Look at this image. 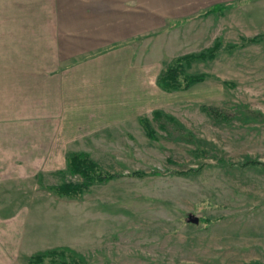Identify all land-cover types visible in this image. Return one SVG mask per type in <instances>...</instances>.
<instances>
[{"label":"rangeland","instance_id":"rangeland-1","mask_svg":"<svg viewBox=\"0 0 264 264\" xmlns=\"http://www.w3.org/2000/svg\"><path fill=\"white\" fill-rule=\"evenodd\" d=\"M233 2L221 14L168 19L132 41V83H67L61 103L57 67L66 61L57 62L45 38L44 9L0 0V264H28L57 246L86 264H264V169L240 166L264 162V39L224 48L264 33V0ZM216 39L214 58L185 69L205 73L204 81L186 90L157 85L174 57ZM154 110L174 121L163 118L160 128ZM80 151L124 175L78 197L57 195L50 186L82 180L66 168V156ZM152 169L197 171L127 176Z\"/></svg>","mask_w":264,"mask_h":264},{"label":"crops","instance_id":"crops-1","mask_svg":"<svg viewBox=\"0 0 264 264\" xmlns=\"http://www.w3.org/2000/svg\"><path fill=\"white\" fill-rule=\"evenodd\" d=\"M24 1L21 7L44 9L45 38L51 41L57 62L66 61L57 67L63 69L61 90L57 83L53 84L60 90L56 91V101L63 103V92L71 83H76L72 87H79L77 83H113L114 88L120 83H132L135 49L130 43L162 28L168 19L175 20V24L212 5L236 0ZM136 78L140 83L139 71Z\"/></svg>","mask_w":264,"mask_h":264},{"label":"trees","instance_id":"trees-1","mask_svg":"<svg viewBox=\"0 0 264 264\" xmlns=\"http://www.w3.org/2000/svg\"><path fill=\"white\" fill-rule=\"evenodd\" d=\"M233 5H235V2L212 5L199 14L203 16H207L211 13L221 14L225 9L230 8ZM184 20L186 21V19ZM262 39H264V33L256 34L251 37H242L240 39V43H228L224 45V48L230 51L239 46H245L250 43L260 42L262 41ZM221 47V41L219 39H216L212 46L205 48L199 52H191L174 57L163 67V69L159 73L156 79L157 85L165 91L186 90L193 84L204 81L207 76L205 73L188 74L185 72V69L197 60L204 61L214 58ZM202 109L205 110V112L214 119L221 121L229 120L228 113L225 110L213 106H203ZM153 117L159 121L160 128L164 129L165 124L162 122L163 118L174 121V117L164 114L160 110H154ZM140 121L146 131V134L150 138H155V130L151 127L149 120L147 118H140ZM196 150V152L202 153L201 150ZM240 166H253L264 169V162L248 159L240 164ZM66 168L69 173L78 174L82 178V180L80 182L64 181L60 184L52 185L49 188L53 190L57 195L71 198L80 196L93 184L105 183L109 180L124 175L123 173L109 172L101 169L99 165L93 159H91L86 152L83 151L70 152L66 156ZM196 171L197 169H189L187 171H161L159 169H152L148 172L143 170H135L128 172L127 176L144 177L149 175H164L169 173L175 175H188L191 173H195ZM199 220L207 224L212 222V218H200ZM28 264H86V259L83 257V255L77 253L70 247L57 246L31 254L28 258Z\"/></svg>","mask_w":264,"mask_h":264},{"label":"water","instance_id":"water-1","mask_svg":"<svg viewBox=\"0 0 264 264\" xmlns=\"http://www.w3.org/2000/svg\"><path fill=\"white\" fill-rule=\"evenodd\" d=\"M193 220H194L195 222H197V221H198V218H197V217H194Z\"/></svg>","mask_w":264,"mask_h":264}]
</instances>
